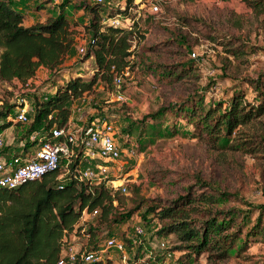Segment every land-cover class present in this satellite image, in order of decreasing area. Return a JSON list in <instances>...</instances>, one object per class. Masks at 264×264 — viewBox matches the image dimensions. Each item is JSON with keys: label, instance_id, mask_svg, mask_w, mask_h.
<instances>
[{"label": "rangeland", "instance_id": "rangeland-1", "mask_svg": "<svg viewBox=\"0 0 264 264\" xmlns=\"http://www.w3.org/2000/svg\"><path fill=\"white\" fill-rule=\"evenodd\" d=\"M11 1L17 6L26 0ZM121 1L104 0L100 15L115 13ZM163 1L158 14L145 12L133 25V53L122 86L130 100L115 99L112 83L98 80L89 93L69 103L74 108L71 128L87 125L90 119L106 118L113 122L122 148L118 161L108 162L112 181L106 187L115 197L113 213L118 217L130 214L109 226L102 223L95 239L115 235L124 242V249L108 248L100 260L108 264H264V229L250 234L247 242L226 258L208 256L207 251L197 255L178 248L182 242L175 233L157 232L166 219L160 220L155 210H148L169 205L176 198L226 191L230 195L215 204L194 200L193 206H188L194 223L211 210L236 207L241 209L236 216V223L242 222L241 237L254 224L259 205H264V112L239 129L237 135H242L245 146L235 145L234 140L221 146L205 131L197 135L196 117H189L185 109L203 94L206 107L221 101V111L237 90L245 93L250 104L259 103L251 80L259 77L264 81V14L254 12L248 4L253 0ZM69 2L63 13L75 29L73 51L48 75L26 84L0 82V109L3 99L18 103L20 96L33 106L34 96L43 98L76 72L86 79L91 75L93 59L83 60L78 47L90 39L92 31L85 24L92 17L95 3ZM20 7L30 15L38 14L24 5ZM180 104H184L182 109ZM161 106L167 109L158 114ZM30 111L28 121H13L7 128L4 150L17 149L21 141L29 144ZM126 133L130 140H124ZM55 180L59 182L50 177V182ZM85 216L86 226L95 224L97 216ZM137 222L144 227V234L138 237L133 229ZM81 223L80 218L64 235L65 249L70 245L79 248L86 241L77 227ZM263 226L264 212L258 227Z\"/></svg>", "mask_w": 264, "mask_h": 264}, {"label": "trees", "instance_id": "trees-1", "mask_svg": "<svg viewBox=\"0 0 264 264\" xmlns=\"http://www.w3.org/2000/svg\"><path fill=\"white\" fill-rule=\"evenodd\" d=\"M67 3L69 0L61 2L60 12L56 16L25 25L22 12L11 4V0H0V82L10 83L17 79L26 84L35 75L39 65L53 71L60 67L75 40V29L63 13ZM94 3L92 17L85 24L92 32L83 60L93 55L95 69L87 79L75 73L64 83L57 84L55 90L43 98L34 96L29 130L41 125L46 130L52 126L65 125L71 114V100L89 93L98 80L105 84L112 83L115 70L130 65L129 57L133 53L130 35L133 27L103 23L99 13V6L103 4L96 0ZM248 4L255 13L264 14V0L248 1ZM230 54L237 55L238 52L230 51ZM258 79L251 80L260 97L256 105L245 99L242 90L235 91L221 111V101L206 107L203 94L197 103L188 104L185 110L189 117H196L197 135L205 131L221 146L233 140L235 145L241 143L245 146L242 135H237L240 134L239 129L264 112V87H261L264 81ZM184 104H180L179 108L182 109ZM17 105V102L3 99L0 130L13 123L8 116ZM166 109L161 106L156 112L160 114ZM56 173L48 172L41 179L30 180L15 189L0 188V264H55L63 247L64 235L79 223L83 210L90 212L97 208L94 225L86 226L83 222L77 226L81 230L84 227L89 233L83 243L89 249L99 247L105 240L95 239L102 223L109 226L129 216L130 212L121 213L119 217L113 213L116 208L115 197L105 185H92L76 178L50 182V177H55ZM229 195L226 191H219L218 195L209 193L185 200L176 198L169 205H156L148 210H155L160 220L166 219L157 232L175 233L182 242L178 248H186L197 255L207 251L208 256L215 254L217 258H226L237 252L250 234L264 229V226L258 227L264 205H259L255 222L246 230L244 237H241L242 222L236 223V216L241 209L229 207L212 211L209 208L210 213L202 216L204 219L199 223H194L188 206H193L196 199L210 200L215 204ZM73 264L108 263L100 259L83 261L77 258Z\"/></svg>", "mask_w": 264, "mask_h": 264}, {"label": "built area", "instance_id": "built-area-1", "mask_svg": "<svg viewBox=\"0 0 264 264\" xmlns=\"http://www.w3.org/2000/svg\"><path fill=\"white\" fill-rule=\"evenodd\" d=\"M49 1L60 2V0ZM96 1L104 2V0ZM163 2V0H123L117 6L118 10L115 13L102 16V22L112 26L131 28L135 21L138 22L146 15L145 12L158 14ZM88 43L89 41L86 45L78 47L79 53L83 56L87 51ZM128 73L129 66L126 65L115 70L113 75L112 92L115 99L119 101L130 100L122 89ZM28 109L33 111L34 108L29 105L24 96H20L18 105L9 113L8 118L16 122H26L29 120ZM29 136V144L23 143L13 151L4 150L5 137L0 130V188L15 189L30 180L41 179L44 174L52 171H57L55 178L59 182L76 178L92 185L107 186L112 181L109 177L112 171L108 162L118 161L122 148L116 138L115 126L111 120L94 118L87 125L73 128L70 127V122L61 126H52L48 130L42 126L32 129ZM130 138L129 133H126L124 140L127 141ZM121 188L125 189L123 186ZM96 214L97 208L90 212L83 210L82 223L86 219L85 215L93 217ZM133 229L136 237L144 234L141 222L135 223ZM82 235L84 237L89 235L84 227ZM99 245L91 249L84 244H81L79 248L70 245L65 249L63 246L55 264H73L77 258L83 261L96 260L103 258V252L108 248L124 249V242L112 234Z\"/></svg>", "mask_w": 264, "mask_h": 264}, {"label": "crops", "instance_id": "crops-1", "mask_svg": "<svg viewBox=\"0 0 264 264\" xmlns=\"http://www.w3.org/2000/svg\"><path fill=\"white\" fill-rule=\"evenodd\" d=\"M21 1H18L17 3H19ZM61 2V1H60ZM59 3H52L51 1H35V0H26L24 1V3L21 2V5H24L25 8H28V9H33L36 13H38L37 15H30L29 13H26L27 11H23L22 8L20 7L21 5H13L12 4V1H11V4L16 8L18 9L19 11L22 12L23 14V24L25 25H30L34 22H37V21H44L46 20V18L48 16H56L59 12H60V9H61V4ZM70 3V2H69ZM60 4V5H58ZM39 6V7H38ZM44 6V9H41V7ZM67 6L64 5V8ZM66 16V15H65ZM67 17V16H66ZM68 18V17H67ZM76 37V36H75ZM75 39V38H74ZM75 41V40H74ZM73 47H74V44L72 46V48L70 49L69 54H71V52L73 51ZM67 55V57H68ZM88 58H91L93 59V64H94V67H95V59H94V56L93 55H90ZM67 59V58H66ZM65 59V61H66ZM64 61V62H65ZM63 62V63H64ZM62 63V64H63ZM61 64V65H62ZM60 65V66H61ZM92 68V69H95V68ZM51 71L50 68L44 66V65H39L36 69V72H35V75L33 77H30L28 79L29 80H32V79H35L36 77L38 76H44V75H48ZM78 74L81 75V73L79 72H76ZM12 82H20L18 81L17 79H13ZM74 100V99H73ZM69 103H72V100L69 102ZM70 106V105H69ZM70 109H71V106H70ZM73 111H74V108L71 109V114H70V117H69V122H72L71 119L73 117ZM42 126V125H41ZM40 126V127H41ZM8 127H12V125L10 126H7L6 128L2 129L3 133L5 134V131L7 130ZM39 128V127H38ZM23 144V142L21 141V145Z\"/></svg>", "mask_w": 264, "mask_h": 264}]
</instances>
